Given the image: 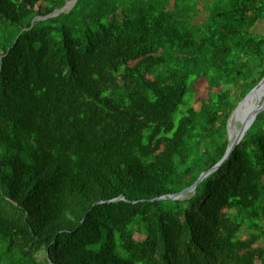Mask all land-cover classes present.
<instances>
[{"label":"trees","instance_id":"obj_1","mask_svg":"<svg viewBox=\"0 0 264 264\" xmlns=\"http://www.w3.org/2000/svg\"><path fill=\"white\" fill-rule=\"evenodd\" d=\"M67 1L0 0V264H264V112L169 199L223 159L264 77V0H77L37 19Z\"/></svg>","mask_w":264,"mask_h":264},{"label":"water","instance_id":"obj_2","mask_svg":"<svg viewBox=\"0 0 264 264\" xmlns=\"http://www.w3.org/2000/svg\"><path fill=\"white\" fill-rule=\"evenodd\" d=\"M77 0H69L66 2L65 6L61 9L55 10L52 14L47 17H38L37 19L43 20L48 17H54L62 12H67L71 10ZM261 93L264 94V77L260 80V82L238 103L237 107L231 113L230 117L227 121V135H228V147L223 159L218 162L212 169L207 172H203L198 180L194 183L193 186L183 190L180 193L173 194L169 196V199L178 200L182 199L187 193L194 192L196 186L210 173L216 171L220 165L229 157L234 148L241 142L245 133L251 127L253 122L255 121L258 114L264 112V99L261 101ZM234 116H239L238 123L236 124L234 130L231 127V121ZM165 199V197L159 198V200ZM120 200H125V198L121 195L116 199L106 202H117Z\"/></svg>","mask_w":264,"mask_h":264},{"label":"rangeland","instance_id":"obj_3","mask_svg":"<svg viewBox=\"0 0 264 264\" xmlns=\"http://www.w3.org/2000/svg\"><path fill=\"white\" fill-rule=\"evenodd\" d=\"M204 19V15L201 14L200 16L196 17V20L197 21H202ZM254 33L258 34V35H264V22H259L254 30H253ZM195 90H196V101L194 103V108H196V110L199 109V105H200V100L204 99L205 96H206V87L204 85V83L202 81H197L195 83ZM264 99V97L262 98V100ZM261 100V101H262ZM247 235H244L243 237L245 238ZM135 238L137 240H142L143 237L142 236H139V235H135ZM256 246L258 247H262L264 248V238H262L260 241H258L256 243Z\"/></svg>","mask_w":264,"mask_h":264},{"label":"bare ground","instance_id":"obj_4","mask_svg":"<svg viewBox=\"0 0 264 264\" xmlns=\"http://www.w3.org/2000/svg\"><path fill=\"white\" fill-rule=\"evenodd\" d=\"M260 97H261V100H262V98L264 97V94L261 93ZM238 120H239V116H234L232 118V121H231V127L233 128L232 130H234L236 124L238 123Z\"/></svg>","mask_w":264,"mask_h":264}]
</instances>
